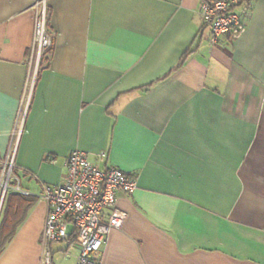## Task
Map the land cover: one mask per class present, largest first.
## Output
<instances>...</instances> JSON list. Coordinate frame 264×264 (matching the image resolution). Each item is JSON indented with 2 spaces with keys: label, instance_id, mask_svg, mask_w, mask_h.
I'll return each mask as SVG.
<instances>
[{
  "label": "crops",
  "instance_id": "obj_1",
  "mask_svg": "<svg viewBox=\"0 0 264 264\" xmlns=\"http://www.w3.org/2000/svg\"><path fill=\"white\" fill-rule=\"evenodd\" d=\"M202 0H46L53 51H34L40 0H0V264H40L45 185L80 149L138 187L101 264H264V0L210 42ZM14 154L9 187L4 168ZM53 243V264L79 248Z\"/></svg>",
  "mask_w": 264,
  "mask_h": 264
},
{
  "label": "built area",
  "instance_id": "obj_2",
  "mask_svg": "<svg viewBox=\"0 0 264 264\" xmlns=\"http://www.w3.org/2000/svg\"><path fill=\"white\" fill-rule=\"evenodd\" d=\"M41 11L35 21L34 51L37 60L52 45L47 30V3L40 0ZM240 0H202L200 12L204 24L211 29L210 42L219 44L222 36L241 27L240 16L235 8ZM14 154L6 157L8 179L2 184V195L9 187L29 194L19 182L10 185ZM138 187L134 176L117 166L102 167L89 161L86 153L73 150L67 159L65 180L59 184H48L40 194L49 205L48 215L41 238L42 256L40 264H53V243L68 239L73 228V241L79 252L75 264H101L100 252L104 242L114 228H120L127 212L116 206L119 190L132 193Z\"/></svg>",
  "mask_w": 264,
  "mask_h": 264
},
{
  "label": "trees",
  "instance_id": "obj_3",
  "mask_svg": "<svg viewBox=\"0 0 264 264\" xmlns=\"http://www.w3.org/2000/svg\"><path fill=\"white\" fill-rule=\"evenodd\" d=\"M251 1L252 0H240V4L241 3H244L245 5H250L251 4ZM48 15H49V8L47 7V25H48V21H49V18H48ZM52 51H53V44L48 47L43 53H42V56L40 58V65L41 64H44V62H48L49 60V57L51 56L52 54ZM13 169H14V166H13ZM17 194L19 195H25L21 192H18ZM21 218L20 219H16L13 221V219H11L10 221V224L8 225L7 223L4 222V220L1 221L0 223V236L3 235V237L6 239V240H9L13 234L15 233L19 223L21 222Z\"/></svg>",
  "mask_w": 264,
  "mask_h": 264
},
{
  "label": "rangeland",
  "instance_id": "obj_4",
  "mask_svg": "<svg viewBox=\"0 0 264 264\" xmlns=\"http://www.w3.org/2000/svg\"><path fill=\"white\" fill-rule=\"evenodd\" d=\"M12 171H13V167H12Z\"/></svg>",
  "mask_w": 264,
  "mask_h": 264
}]
</instances>
